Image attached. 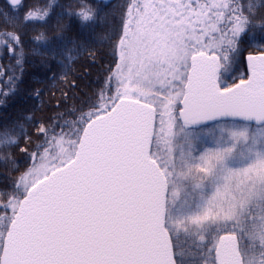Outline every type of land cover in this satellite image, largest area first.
I'll use <instances>...</instances> for the list:
<instances>
[{"label":"snow or ice","instance_id":"obj_1","mask_svg":"<svg viewBox=\"0 0 264 264\" xmlns=\"http://www.w3.org/2000/svg\"><path fill=\"white\" fill-rule=\"evenodd\" d=\"M0 264H264V0H3Z\"/></svg>","mask_w":264,"mask_h":264},{"label":"trees","instance_id":"obj_2","mask_svg":"<svg viewBox=\"0 0 264 264\" xmlns=\"http://www.w3.org/2000/svg\"><path fill=\"white\" fill-rule=\"evenodd\" d=\"M3 0H0V3H2ZM73 71L76 73V77H72L71 75L69 76V79L76 78L77 83L80 84L81 88L85 89H94L96 88L97 85V76L99 73L96 71L95 66H91L88 64V61L86 59L79 61L75 65H73ZM90 72V75H84L85 72ZM39 76V73L36 70H31L30 72V79H34L35 77ZM82 77V79L80 78ZM57 88L63 89L64 91H68V86L65 84L57 83L56 86ZM30 91V88L28 89ZM54 90V89H53ZM79 91V89H77ZM56 97L60 96V92L56 91L55 92ZM23 96H26L25 92L21 93V97L18 98V102H23L27 106L31 107L33 104H39V101H34L31 98L28 99H23ZM44 103L41 105L44 107L45 111L48 112L49 114L53 111H55V108L49 107V104L54 105L56 103L55 99H50L49 94L46 92L44 97H43ZM39 114V113H37Z\"/></svg>","mask_w":264,"mask_h":264},{"label":"flooded vegetation","instance_id":"obj_3","mask_svg":"<svg viewBox=\"0 0 264 264\" xmlns=\"http://www.w3.org/2000/svg\"><path fill=\"white\" fill-rule=\"evenodd\" d=\"M68 91H71V90L68 88ZM23 99H24V96H23Z\"/></svg>","mask_w":264,"mask_h":264}]
</instances>
